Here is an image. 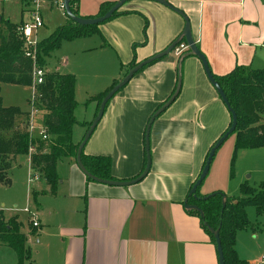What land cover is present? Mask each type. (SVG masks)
<instances>
[{
  "label": "crops",
  "instance_id": "crops-1",
  "mask_svg": "<svg viewBox=\"0 0 264 264\" xmlns=\"http://www.w3.org/2000/svg\"><path fill=\"white\" fill-rule=\"evenodd\" d=\"M105 1L117 0H77L79 16L93 17ZM166 1L186 15L194 43L212 74L227 73L236 65L264 68L262 1ZM119 10L120 14L99 26L103 40L119 54L121 66L132 59L130 45L144 41L136 46L139 62L163 50L184 25L178 13L155 1L128 0ZM23 11L19 22L26 20ZM0 14L13 22L2 7ZM141 14L147 19L145 38ZM184 52L180 58L182 54L176 56L172 50L138 70L108 101L83 147L85 154L110 157L113 179L139 175L145 165L146 124L174 91L179 74L178 94L150 124L147 174L133 184L108 185L87 180L75 158L69 159L70 175L57 211L58 223L48 224L36 214L39 226L34 228L31 218L21 216L20 231L35 264H218L214 242L183 202L209 147L228 127L230 114L200 60ZM122 71L110 86L122 77ZM17 160L8 170L9 177ZM214 191H227L223 178L217 181L213 176L199 185L201 195ZM32 240L38 246L36 258ZM262 255L259 262L264 261Z\"/></svg>",
  "mask_w": 264,
  "mask_h": 264
},
{
  "label": "trees",
  "instance_id": "trees-1",
  "mask_svg": "<svg viewBox=\"0 0 264 264\" xmlns=\"http://www.w3.org/2000/svg\"><path fill=\"white\" fill-rule=\"evenodd\" d=\"M260 1L264 3V0ZM76 3L77 0H70L69 7L73 14L79 15ZM114 3V1L102 2L93 17L102 15ZM118 14H120L119 9L115 10L110 18ZM142 17L145 38L147 19ZM67 20L66 24L58 26L46 38L35 41L34 44H26L17 31V26L22 20L19 23H14L0 14V84L28 85L32 90L28 102L30 109L4 106L0 98V183H10L8 175L10 166L20 155L27 154L29 170L32 174L37 175L36 180H43L48 186V191L54 194L59 182L58 163L63 159L75 157L77 146L81 141L74 142L72 135L73 126L77 123L74 116L75 78L69 73L45 70L46 58L58 48L63 39L88 35L91 31H96L101 23L78 25L69 18ZM183 42L184 40L180 41V43ZM142 44L144 41L132 45L131 61L120 67L123 69L122 76L137 63L135 48ZM184 55L183 51L180 58H183ZM188 55L193 54L188 53ZM38 69L42 71L41 80L35 82L32 80L33 72ZM213 76L236 113V126L232 132L234 134L233 153L235 154L236 150L240 148L264 146V68L254 69L250 66L236 65L227 73L213 74ZM120 78L114 80L110 88ZM107 90L101 92L95 99L94 115ZM31 121L43 129L46 136L44 139L38 133L29 130ZM89 125L90 122H87L86 129ZM229 125L230 121L228 127ZM234 154L231 160H233ZM81 162L91 175L101 179H113L110 174L111 160L109 156L90 155L82 151ZM232 163L233 161H231ZM85 177L87 180H91L87 176ZM198 189L199 186L196 189V198L190 195L186 196V199L188 204H193L202 211L203 221L206 225L203 224L196 210L188 209V213L200 219L203 229L210 235L214 244L213 235L207 226L219 229L224 264H249L238 258L236 254L234 249L235 231L249 224L245 212L247 205H253L257 213L264 210V181H261L257 187L242 183L237 196L214 191L204 198L206 195H201ZM223 197L224 205L222 206ZM20 224L15 216L4 218L0 212V245H6L15 253L16 264H24L25 261L28 264H35L31 261L26 238L20 231Z\"/></svg>",
  "mask_w": 264,
  "mask_h": 264
},
{
  "label": "rangeland",
  "instance_id": "rangeland-1",
  "mask_svg": "<svg viewBox=\"0 0 264 264\" xmlns=\"http://www.w3.org/2000/svg\"><path fill=\"white\" fill-rule=\"evenodd\" d=\"M30 6L31 4L27 5L20 0L0 1L3 12L8 13L14 23L19 22L20 9L27 10ZM22 13L24 18L28 20L27 13L25 11ZM40 13L43 24L33 30L31 36L33 41L46 38L58 26H62L68 21L62 11L49 7L47 4L41 6ZM132 47L130 45V54L133 53ZM117 54L103 40L98 25V29L91 31L88 35L63 39L58 48L46 58L45 70L69 73L75 78L74 96L76 104L74 115L77 123L72 129L73 141L78 142L82 139L85 132L83 127L93 119L95 99L105 88L110 86L113 78L118 76L121 62L118 61L119 54L118 57ZM32 80L36 81L34 77ZM31 94V86L28 85L0 84V98L4 106L30 109L28 102ZM32 131L36 133L39 130L34 127ZM233 142L234 134L231 133L216 149L208 173L203 180L207 181L213 176L217 181L223 178L227 188V191L224 192L229 196L239 194L241 183L257 187L261 181H264V146L240 148L234 154ZM233 154L235 156L231 160ZM231 161H233L232 164ZM27 163V154L20 155L16 165H13L10 170V183H0V212L4 218L15 216L20 221L22 215L31 218L30 214L20 210L13 212V210L28 207L35 215L38 214L41 220L43 216L44 222L55 225L58 223V208L63 199V194H66L65 187L71 167L69 159H63L58 163L57 174L60 183L57 185L55 194H51L46 189L43 180L38 181L31 178ZM201 190L202 187L200 186L199 191ZM245 212L249 224L235 231L234 249L238 258L245 261L253 260L256 264H264V261L259 262L258 260L260 255L264 254V210L257 213L253 205H247ZM24 228L26 227L24 226ZM31 243L32 256H34L35 252L38 251V246L34 244L33 240ZM34 257L36 258V256ZM15 263V253L6 245H0V264ZM24 264H28V262L25 261Z\"/></svg>",
  "mask_w": 264,
  "mask_h": 264
},
{
  "label": "water",
  "instance_id": "water-1",
  "mask_svg": "<svg viewBox=\"0 0 264 264\" xmlns=\"http://www.w3.org/2000/svg\"><path fill=\"white\" fill-rule=\"evenodd\" d=\"M126 1H128V0H117L106 12H104L100 16L83 17V16L73 14L70 10V7H69L70 0H64L63 1L64 13H65V16L67 18H69L70 20H72L73 22H75L78 25H94V24H99V23H102V22L108 20L112 16L113 12L115 10L119 9ZM150 1L158 2L162 5L170 8L174 12L178 13L184 20L183 28H182L180 34L178 35V37H176L173 41H171L163 50L151 55L150 57H147V58L137 62L134 66L129 68L127 70V72L121 77V79L104 94V96L101 98V100L99 102L98 110H97L95 116L93 117L92 121L90 122L89 127L86 129L81 141L79 142V144L77 146L76 154L74 157L75 163H76L77 167L80 169V171L85 176L90 178L92 181L104 183V184H108V185L124 186V185L133 184V183L140 181L147 174L149 167H150V153H149V142H148V133H149L150 124L154 120V118L156 116H158L174 100V98L178 94V91L180 88L179 74H178L177 84H176V87H175L173 93L166 99V101H164V103H162L152 113V115L150 116V118L146 124L145 131H144L145 165H144V168L142 169V171L139 173V175H137L136 177H134L132 179H128V180L101 179V178L95 177V176L91 175L90 173H88L87 170L84 168V166L81 162V153L83 151V147H84L86 141L88 140V138L90 137L94 128L96 127L98 121L100 120V118L104 112L106 103L112 98V96L119 89H121L130 80V78L138 70H140L144 65L149 64L150 62L165 56L170 51H172L173 48L176 45H178L181 40H184V42L187 46V53L193 54L194 56H196L200 60L207 79L209 80L211 85L215 88L216 92L218 93L219 97L221 98L222 102L224 103L226 109L228 110V112L230 114V125H229V127L224 131V133L222 135H220L217 138V140L210 147L208 154L206 156L205 162L203 164V167L201 168L198 177L196 178V180L194 181V183L192 184V186L190 187V189L187 193V196L191 195L194 198H196V189L201 184V182L204 180L206 174L208 173L209 166H210L211 160L214 156L216 149L221 145V143L226 139V137L234 131L235 126H236L237 117H236V113L231 108L224 92L222 91V89L220 88V86L218 85L216 80L214 79V76L209 69V66H208V63H207L205 56L200 52V50L197 48L196 44L194 43V40H193L191 32H190V24H189V21H188L186 15L181 10H179L178 8L172 6L166 0H150ZM207 196H209V195L204 196V198H206ZM223 205H224V197L222 198V206ZM183 206L186 209L196 210L199 213V216L202 219L203 224L206 225V223L203 221V213L197 206H195L193 204H188L187 199L184 200ZM207 228L210 231V233L213 235V238L215 241V249H216V253H217L218 264H224L222 248H221L220 239H219V229L218 228L213 229L209 226H207Z\"/></svg>",
  "mask_w": 264,
  "mask_h": 264
},
{
  "label": "built area",
  "instance_id": "built-area-1",
  "mask_svg": "<svg viewBox=\"0 0 264 264\" xmlns=\"http://www.w3.org/2000/svg\"><path fill=\"white\" fill-rule=\"evenodd\" d=\"M1 2H8L10 0H0ZM21 2L26 3L27 5L31 4L30 8L25 10L27 11V16L28 20L22 21L18 26H17V31L21 34L23 39L25 40L26 44H34L35 41L31 39L33 30L36 29L37 27H40L42 25V17L40 13V8L43 4L49 5V7H54L57 10H60L64 12V0H20ZM187 50L186 44L179 43L173 48V52L176 56H180L183 51ZM41 70H34L33 72V77L36 80L35 82H40L41 80ZM34 127L38 128V134L41 135V137L44 139L46 136L43 132V129H40L39 127L34 126V122L29 123V130L33 132L32 130ZM30 176L32 179H36L37 175L32 174V172L29 170ZM23 212L30 214L31 216V225L34 228H38L39 223L37 220V217L35 213L31 212L28 207H24L22 209ZM261 260H264V255L261 256Z\"/></svg>",
  "mask_w": 264,
  "mask_h": 264
}]
</instances>
